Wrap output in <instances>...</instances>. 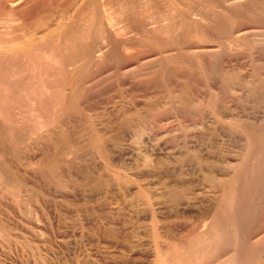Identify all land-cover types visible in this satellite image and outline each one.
Segmentation results:
<instances>
[{
    "label": "rangeland",
    "instance_id": "1",
    "mask_svg": "<svg viewBox=\"0 0 264 264\" xmlns=\"http://www.w3.org/2000/svg\"><path fill=\"white\" fill-rule=\"evenodd\" d=\"M49 11L65 34L31 42ZM24 15L0 42V264H264V0Z\"/></svg>",
    "mask_w": 264,
    "mask_h": 264
},
{
    "label": "bare ground",
    "instance_id": "2",
    "mask_svg": "<svg viewBox=\"0 0 264 264\" xmlns=\"http://www.w3.org/2000/svg\"><path fill=\"white\" fill-rule=\"evenodd\" d=\"M64 1L65 0H52V4H53V6L55 7V8H59L60 6H62L63 5V3H64ZM139 1V0H138ZM263 1V0H262ZM35 2H37V0H0V13H12V15H14L15 16V21L16 22H18V23H16L15 22V27L11 30V32H10V34H12V35H9V36H11V37H8L7 39H1V37H2V35H0V42H7V43H11V42H15V43H18V42H23V39H24V34L26 33V32H24V30L26 29V23H27V18H26V16L24 15V11H26L27 9H29L32 5H34V3ZM42 3V2H41ZM107 3V2H106ZM48 4V3H47ZM41 5V4H40ZM38 9V8H37ZM35 10V9H34ZM46 10V9H45ZM107 10V9H106ZM42 13V12H44V10H39L38 11V14L39 13ZM47 12V11H46ZM33 13V12H32ZM34 13H36V12H34ZM40 13V14H41ZM45 13V12H44ZM48 13V12H47ZM49 15L51 16L49 19H47L45 22H43V23H41L40 25H38L35 29H34V31H32L31 32V42H37V41H39L40 42V40L42 41V39H44V37L45 36H47L49 33H51V32H53V31H59L60 32V34H62L63 35V33L65 34V32H64V30H63V28L61 27V26H54V24H53V22H54V17H55V13H50V11H49ZM63 15V14H62ZM30 16V15H29ZM58 16V15H57ZM91 16V15H90ZM34 17V16H33ZM43 17H45V16H43ZM46 17H48L47 15H46ZM57 18H59V17H56V19ZM100 18H102V17H100ZM31 19V18H30ZM44 18H42V20H43ZM101 20V19H100ZM99 20V21H100ZM84 21H85V19H84ZM33 22V21H32ZM86 22V21H85ZM89 22V21H88ZM98 22V21H97ZM101 22V21H100ZM103 22V21H102ZM34 23H35V21H34ZM67 25H68V23H66ZM84 24H86V23H83V25ZM103 24V23H102ZM100 25V27H104V26H101V24H99ZM34 26V25H33ZM66 26V25H65ZM69 28H71V26L69 27ZM80 28V27H79ZM90 28V27H89ZM108 28V27H107ZM32 29H33V27H32ZM81 29H83V28H81ZM81 29H80V31H81ZM84 29H86L85 27H84ZM101 29V28H100ZM68 30V29H67ZM66 30V31H67ZM71 31H73V30H71ZM84 31V30H83ZM101 31V30H100ZM110 31V30H109ZM1 32H2V30H0V34H1ZM77 32H78V30H77ZM73 33V32H72ZM75 33V32H74ZM83 33V32H82ZM87 33V32H86ZM113 33V32H112ZM55 34V33H54ZM58 34V33H57ZM71 34V33H70ZM70 34H69V36H70ZM67 35V34H66ZM80 35V34H79ZM87 34H85V36H86ZM51 37H54V36H52V35H50ZM71 36H74V35H71ZM84 36V37H85ZM103 36V35H102ZM55 37H57V36H55ZM65 37V36H64ZM90 37V36H89ZM29 38V37H28ZM62 38V37H61ZM73 38V37H72ZM91 38V37H90ZM102 38V37H101ZM60 39V38H59ZM70 40H71V38H69ZM68 39V40H69ZM75 39H77V37L75 38ZM45 40V42H46V39H44ZM62 40V39H61ZM66 40V39H65ZM74 40V39H73ZM78 40V39H77ZM76 40V41H77ZM91 40V39H90ZM96 40H97V38H96ZM99 40V39H98ZM52 41H54V40H52ZM57 41V40H56ZM72 41V40H71ZM75 41V40H74ZM75 41V42H76ZM92 41V40H91ZM95 41V40H94ZM26 42V41H25ZM61 43H62V41H60ZM66 42H68V41H66ZM122 42V41H121ZM43 43V42H42ZM57 44L59 43V42H56ZM55 43V44H56ZM60 43V44H61ZM47 44H48V42H47ZM50 44H51V42H50ZM59 44V45H60ZM68 44H69V42H68ZM72 44V43H71ZM61 45H63V43L61 44ZM61 45L60 46H58V47H61ZM80 45V44H79ZM90 45V44H89ZM47 46V45H46ZM63 46H65V45H63ZM71 45H69V47H70ZM73 46V45H72ZM71 46V47H72ZM76 46V45H75ZM74 46V47H75ZM78 46V45H77ZM19 47V46H18ZM32 47H34V46H32ZM50 47H51V45H50ZM66 47V46H65ZM64 47V48H65ZM70 47V48H71ZM73 47V48H74ZM87 47V46H86ZM86 47H84V48H86ZM52 48V47H51ZM61 48H63V47H61ZM67 48V47H66ZM78 47H76V49H77ZM88 48V47H87ZM29 49H30V47H29ZM54 49V48H53ZM52 50V49H51ZM56 50V49H55ZM66 50V49H65ZM68 50V49H67ZM71 50V49H70ZM61 51V50H60ZM63 51V50H62ZM61 51V53H63ZM73 51V50H72ZM76 51V50H75ZM74 51V52H75ZM79 51H81V50H79ZM79 51H77V52H79ZM96 51H98V50H93L92 52L94 53V52H96ZM55 52V51H54ZM66 52H68V51H66ZM73 52V53H74ZM46 53V52H45ZM55 53H57V51L55 52ZM60 53V54H61ZM69 53V52H68ZM71 53V52H70ZM76 53V52H75ZM19 54V53H18ZM43 54V53H42ZM41 55V54H40ZM44 55H46V54H44ZM51 55V53L49 54V56ZM54 54H52V56H53ZM66 57H67V55L66 54H64ZM82 55V54H81ZM39 56V55H38ZM43 56V55H42ZM47 56V55H46ZM63 56V55H62ZM99 56V55H98ZM29 57V56H28ZM41 58H44V57H41ZM46 58V57H45ZM50 58V57H49ZM53 58H55V57H53ZM58 58H59V56H58ZM61 58V57H60ZM64 58V57H63ZM62 58V59H63ZM91 58V57H90ZM98 58V57H97ZM16 59V58H15ZM36 59H37V56H36ZM32 60V59H31ZM51 60H52V58H51ZM53 60H55L56 61V58L55 59H53ZM58 60V59H57ZM42 61V60H41ZM16 62V61H15ZM33 62H34V60H33ZM33 62H31V63H33ZM64 62H66L65 60H64ZM35 63V62H34ZM33 63V64H34ZM55 63V62H54ZM57 63V62H56ZM60 63V62H59ZM17 64V63H16ZM64 64V63H63ZM63 64H61V65H63ZM19 65V64H18ZM35 65V64H34ZM34 65H33V69L35 70V68H34ZM37 65V64H36ZM59 65V64H58ZM65 65V64H64ZM63 67V66H62ZM66 67V66H65ZM71 67V66H70ZM69 67V68H70ZM4 68V67H3ZM22 68V67H21ZM78 68V67H77ZM2 69V68H1ZM24 69H26V68H24ZM66 69H67V67H66ZM72 69V68H71ZM11 70H12V68H11ZM10 70V71H11ZM74 70H76V69H74ZM30 71V70H29ZM71 71V70H70ZM13 72H14V69H13ZM16 72V71H15ZM14 72V73H15ZM11 73H12V71H11ZM17 73V72H16ZM28 73V72H27ZM20 74V73H19ZM11 75H13V74H11ZM10 76V75H9ZM36 77V76H35ZM23 78V77H22ZM1 80V79H0ZM5 82V81H4ZM28 82V81H27ZM65 83V82H64ZM26 84V83H25ZM4 85H5V83H4ZM1 86V85H0ZM59 87V86H58ZM60 87H62L61 85H60ZM1 88V87H0ZM51 88V87H50ZM8 89V88H7ZM54 89V88H53ZM28 90V89H27ZM13 91H16V90H13ZM21 92V91H20ZM27 94V93H26ZM244 94V93H243ZM7 95V94H6ZM1 96H2V93H1ZM31 98V97H30ZM33 100V99H32ZM55 100V99H54ZM7 101V100H6ZM24 101V100H23ZM35 101V100H34ZM44 101V100H43ZM58 103H59V101H58ZM29 105V104H28ZM54 106V105H53ZM57 108V107H56ZM55 108V109H56ZM34 109V108H33ZM41 110V109H40ZM32 111V110H31ZM34 112V111H33ZM14 114V113H13ZM39 117V116H38ZM40 119V118H39ZM38 120V119H37ZM49 120V119H48ZM34 121V120H33ZM8 122V121H7ZM42 122V121H41ZM45 123V122H44ZM49 123V122H48ZM10 125V124H9ZM12 125V124H11ZM42 125V124H41ZM40 125V126H41ZM44 125V124H43ZM48 125V124H47ZM36 126V125H35ZM5 127V126H4ZM42 128H43V126H42ZM41 128V129H42ZM12 130V129H11ZM13 132V131H12ZM12 134V133H11ZM14 136H15V133H14ZM260 136V135H259ZM261 137V136H260ZM264 137V136H263ZM260 156V155H259ZM253 160V159H252ZM259 161V160H258ZM255 163V162H254ZM260 164V163H259ZM259 167V166H258ZM242 171V170H241ZM211 172L213 173L214 172V169H211ZM262 172H263V170H262ZM241 175V174H240ZM248 176V175H247ZM262 176H264V175H262ZM239 178V177H238ZM237 178V179H238ZM241 178H242V176H241ZM249 178V177H248ZM264 179V178H263ZM239 180V179H238ZM249 181V180H248ZM239 182V181H238ZM246 182V181H245ZM248 184V183H247ZM180 185V184H179ZM263 185V184H262ZM248 188V187H247ZM238 189V188H237ZM240 189V188H239ZM252 189H253V187H252ZM245 192L246 193H248L246 190H245ZM257 193V192H256ZM251 194V193H250ZM250 196V195H249ZM239 197V196H238ZM243 198V197H242ZM264 198V197H263ZM239 199V198H238ZM247 199V198H246ZM257 199H258V197H257ZM236 200V199H235ZM240 200H241V198H240ZM248 200V199H247ZM251 200H252V197H251ZM260 200V199H259ZM256 201V200H255ZM242 202V201H241ZM240 202V205L242 204ZM251 202V201H250ZM250 202H248V203H250ZM238 203V202H237ZM236 203V204H237ZM234 204V203H233ZM251 204V203H250ZM254 204V203H253ZM185 205H187V204H185ZM208 206V205H207ZM222 206V205H221ZM235 206V205H234ZM243 206V205H242ZM261 206V205H260ZM191 206H186L185 208H184V210L183 211H189L191 208H190ZM240 207V206H239ZM253 207V206H252ZM243 208V207H242ZM241 208V209H242ZM238 209V208H237ZM257 209V208H256ZM255 209V210H256ZM260 210H261V208H260ZM263 210V209H262ZM220 211V210H219ZM218 211V212H219ZM236 211V210H235ZM242 211V210H241ZM246 212H248V211H246ZM222 213V212H221ZM227 214V213H226ZM225 214V215H226ZM253 215H254V213H253ZM256 215V214H255ZM222 216V215H221ZM220 216V217H221ZM219 217V216H218ZM212 219V218H211ZM243 219V218H242ZM210 220V219H209ZM213 220V219H212ZM216 220V219H215ZM239 220V219H238ZM221 221V220H220ZM223 222V221H222ZM242 222V221H241ZM207 223V222H206ZM225 223H227V220H226V222ZM240 223V222H239ZM222 224V223H221ZM262 224V223H261ZM210 225V224H209ZM217 225H219V224H217ZM225 225V224H224ZM212 226H213V224H212ZM214 226H216V225H214ZM213 226V227H214ZM217 227V226H216ZM225 227V226H224ZM230 227H231V224H230ZM239 227V226H238ZM241 227V226H240ZM226 228V227H225ZM242 228V227H241ZM227 229V228H226ZM240 229V228H239ZM243 229V228H242ZM217 228L215 229V231L217 232ZM229 230V229H228ZM234 230V229H233ZM222 231V230H221ZM199 233L198 234H200L201 236H202V239L203 240H208V237H209V233H210V226H208L207 224H202V227H201V229L198 231ZM219 232V231H218ZM218 232H217V237L219 236L218 235ZM234 233H235V231H234ZM220 234V233H219ZM227 234V233H226ZM221 235V234H220ZM224 235V234H223ZM230 236V235H229ZM215 237V236H214ZM225 237H227L226 235H225ZM223 238V237H222ZM229 238V237H228ZM212 239V238H211ZM217 239V238H216ZM226 239V238H225ZM218 240V239H217ZM219 240H220V238H219ZM218 240V241H219ZM212 241H214V240H212ZM217 241V242H218ZM225 241V240H224ZM222 242V243H225V248H226V243H227V241L226 242ZM230 241H231V239H230ZM229 241V242H230ZM184 242V241H183ZM233 242V241H232ZM204 243H206V242H204ZM208 243H210L209 241H208ZM213 243V242H212ZM215 244V243H214ZM214 244H213V246H214ZM229 244V243H228ZM222 245V244H221ZM206 246V245H205ZM181 249V248H180ZM202 249V248H201ZM215 249V248H214ZM216 250V249H215ZM217 250H219V249H217ZM221 250V249H220ZM243 250V249H242ZM182 252H184V250L182 251ZM189 253V252H188ZM203 253V252H202ZM206 253V252H205ZM204 253V254H205ZM216 253H218V251L217 252H215V254ZM221 253V252H220ZM187 254V253H186ZM185 254V255H186ZM196 255V254H195ZM187 256V255H186ZM201 256H202V254H201ZM185 257V256H184ZM204 257V256H203ZM187 258V257H186ZM188 258H189V254H188ZM235 261V260H234ZM182 264V263H181Z\"/></svg>",
    "mask_w": 264,
    "mask_h": 264
}]
</instances>
